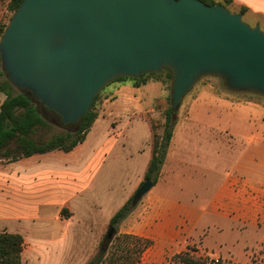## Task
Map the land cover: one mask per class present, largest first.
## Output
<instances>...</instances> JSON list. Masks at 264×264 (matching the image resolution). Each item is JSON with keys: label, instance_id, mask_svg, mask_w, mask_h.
<instances>
[{"label": "crops", "instance_id": "obj_1", "mask_svg": "<svg viewBox=\"0 0 264 264\" xmlns=\"http://www.w3.org/2000/svg\"><path fill=\"white\" fill-rule=\"evenodd\" d=\"M213 1L225 3L231 13L241 14L248 25L264 31V0ZM207 99L212 108L207 116L209 125H202L199 119L198 123L187 122L192 118L188 113L176 123L154 186L114 226H110L112 217L145 178L152 157L151 127L146 130V155L137 159L140 154L135 151L123 156V160L133 159L129 168L133 178L112 195L104 187L109 176L97 177L112 151H124L128 124L117 132L102 123V134L96 130L91 135L98 122L95 117L71 151L23 158L30 160L23 168L0 166V228L9 227L8 233L20 235L23 247L30 250L26 262L22 250L21 264H34L36 251L42 249L51 251L58 264H89L101 250V264H169L173 256L192 245L196 254L220 257L230 264H254V257L257 264H264V115L242 116L240 108H250L215 94ZM254 102L250 105H258ZM219 109L224 114H219ZM222 117L229 118L224 131L220 130ZM190 123L194 127L187 129ZM96 185L97 190H92ZM10 200L30 204L15 208L8 204ZM63 208L67 213L63 214ZM45 220L53 226L47 227ZM30 223L37 228L39 243L23 228ZM109 229L113 236L106 243ZM210 229L234 232L241 241L231 244L225 256L211 254L204 241ZM121 236L134 237L144 245L132 254L138 249L122 244Z\"/></svg>", "mask_w": 264, "mask_h": 264}, {"label": "water", "instance_id": "obj_2", "mask_svg": "<svg viewBox=\"0 0 264 264\" xmlns=\"http://www.w3.org/2000/svg\"><path fill=\"white\" fill-rule=\"evenodd\" d=\"M0 61L18 90L75 125L117 78L166 70L170 106L204 76L264 97V32L201 0H22L0 37ZM154 186L144 178L135 207ZM113 229L105 235L108 243Z\"/></svg>", "mask_w": 264, "mask_h": 264}, {"label": "rangeland", "instance_id": "obj_3", "mask_svg": "<svg viewBox=\"0 0 264 264\" xmlns=\"http://www.w3.org/2000/svg\"><path fill=\"white\" fill-rule=\"evenodd\" d=\"M9 2L10 0H0V29L8 24L12 15V13L9 11ZM244 22L246 23V21ZM3 80H6V75L2 70V66L0 65V83ZM170 86L171 79L168 77L166 70H161L153 74H143L137 78H125L124 82L122 83L111 82L106 85L98 94V97L94 102L93 107L91 106L93 112L96 114V117L98 119V122L95 123V126L93 128L94 130L91 132V135L95 134L96 130L102 134V123L109 127V130L112 128L117 132H119V129H124L126 124L129 125L127 129H125L126 141L123 149L124 151H112L107 162L103 166L101 173L97 177L98 180L101 178L105 179L109 176L110 182L104 187L108 188L109 192H111V195L118 192L120 190L121 185L127 182V179L130 180L133 178L132 171L131 175H129V168L130 165L133 163V159L126 158V160H123V156H128L129 153H135V151H138V153L140 154L137 155V159H140L141 157H144V155H146V153L148 152V133L146 130H148V128L151 127L153 137L156 136L157 138H160L162 136L166 116L165 113L166 110L170 107ZM209 94L213 96L215 94L218 98L220 97L221 99L226 100L227 102H231L233 104H238L240 102L241 107L250 108L248 110H242L240 108L239 114H242V116H246L250 113L264 115L263 96L251 92L230 91L226 88V85L222 78L217 76H204L199 78L192 87V89L189 90L186 95L181 99L179 107L175 112L174 127L176 126V123L178 121L182 120L185 117L184 115L186 113H188L189 116L192 117L187 119V122L194 123L195 120L197 121V119H199L204 122L201 123L202 125H209L207 116L212 113V108L209 107L207 99ZM3 100L4 95L0 93V104ZM32 100L36 103L34 99ZM253 101H255L254 103L258 105H250ZM260 105L263 107H261ZM147 110H150V112H146ZM217 112L219 114H224L223 112H221V109H219ZM213 113H216V111H213ZM40 114L48 124V126L40 128L38 130V137L41 139L52 135H57L72 129V126H62L59 118L49 115L42 108H40ZM232 114H234V112H228L229 116H232ZM228 120L229 118L222 117V122L220 124L221 131H224V129L227 128ZM193 123H190V125L186 128H193ZM196 123H198V121ZM72 149L73 148L64 152H69ZM23 158L26 157H20L14 160H0V166L8 167L13 164L16 167L23 168L24 165L30 163V160ZM140 166L141 164L138 162V172L140 170ZM142 180L143 177L140 180V184ZM93 189L97 190V185L93 186L92 190ZM10 201L11 202L8 204H10L11 207L15 208H26V206H29L30 204L28 201L25 200ZM14 210L17 211V209ZM65 212L67 213V210L63 208V214H65ZM100 219L101 217H99V220ZM43 223L46 224L47 227L53 226V223L47 220H45V222ZM23 228L28 233V236L34 239V242H40L39 237L37 235L38 231L37 228L34 227V224H24ZM2 230H5L6 232H11V229L9 227L0 228V232ZM49 230L52 233V230ZM120 241L122 244H126L128 247H131V249H139V246H142L144 244L143 241L130 236H121ZM204 241L205 244L209 246L208 251L211 254L215 253L225 256L227 254L228 247L231 244H236L237 242H240L241 238L239 235L234 234V232L227 231L225 229L221 231L210 229ZM23 249L24 252L22 260L26 262L28 259L27 254L28 252H30V250L27 248L26 245L23 247ZM196 251L197 249L195 245L189 246L187 250L182 251L181 253L173 256V258L170 259L169 264H183V259L188 258V256L194 257L195 259H206V262H208V259L211 258L208 256H200L195 253ZM36 253V258L34 259L33 257V261H35L34 264H58L57 259H54L51 251H46L42 249L40 250V252L36 251ZM131 253H138V250L136 252L131 251ZM122 256L124 255L122 254ZM135 257L136 256L134 255L132 256V258ZM218 258V264H230L226 261L221 260L220 257ZM253 263H258L256 257H254Z\"/></svg>", "mask_w": 264, "mask_h": 264}, {"label": "trees", "instance_id": "obj_4", "mask_svg": "<svg viewBox=\"0 0 264 264\" xmlns=\"http://www.w3.org/2000/svg\"><path fill=\"white\" fill-rule=\"evenodd\" d=\"M21 1L22 0H10L9 11L12 14ZM201 1L208 5L216 4L213 0ZM5 28L6 26H3V28L0 29V37ZM167 75L170 78L168 72ZM123 79L125 78H117L114 81ZM17 90L18 89L11 85L7 77L6 80L0 83V93L5 96L0 104V160H14L35 154H45L54 150H70L83 140L85 132L92 125L96 117L92 107L98 95L94 99L91 109L75 125H64L61 123V119L57 114L49 111L41 105L40 102L36 101L28 90ZM32 99H34L36 103ZM40 108L44 109L49 115L59 118L62 126H72V129L57 135L42 139L39 138L38 130L48 126L40 114ZM165 114L162 136L160 138L156 136L153 137L152 157L145 173V178L151 180L153 183L157 180L175 124V113L172 111L171 106L166 110ZM132 208L130 199L112 217L110 226H114L119 221H122ZM22 250L23 239L20 235L0 232V264H21ZM102 252L103 250H101L99 255L89 264H101ZM206 261V259H195L194 257L188 256V258L183 259L182 263L206 264Z\"/></svg>", "mask_w": 264, "mask_h": 264}, {"label": "built area", "instance_id": "obj_5", "mask_svg": "<svg viewBox=\"0 0 264 264\" xmlns=\"http://www.w3.org/2000/svg\"><path fill=\"white\" fill-rule=\"evenodd\" d=\"M209 264H218L219 263V258L218 257H211L210 259H208Z\"/></svg>", "mask_w": 264, "mask_h": 264}]
</instances>
